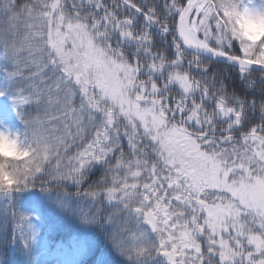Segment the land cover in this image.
I'll return each instance as SVG.
<instances>
[{
    "label": "snow or ice",
    "instance_id": "snow-or-ice-1",
    "mask_svg": "<svg viewBox=\"0 0 264 264\" xmlns=\"http://www.w3.org/2000/svg\"><path fill=\"white\" fill-rule=\"evenodd\" d=\"M3 15L0 190L24 207L0 203V248L31 258L70 218L49 193L71 183L150 225L168 264H264V3L4 0ZM61 94L71 140L51 127Z\"/></svg>",
    "mask_w": 264,
    "mask_h": 264
},
{
    "label": "trees",
    "instance_id": "trees-1",
    "mask_svg": "<svg viewBox=\"0 0 264 264\" xmlns=\"http://www.w3.org/2000/svg\"><path fill=\"white\" fill-rule=\"evenodd\" d=\"M262 1L264 2V0ZM67 2L69 11H71L72 0H67ZM137 2H141V0H137ZM3 5L4 0H0V23L4 22ZM13 15H15V13ZM217 67H221V65H217ZM249 83L251 85V81ZM229 87L230 89L235 88V92L239 96L245 94L244 88L242 86H237L234 82L230 83ZM62 98L63 95L61 94V99ZM79 101L80 99L77 96L75 104ZM57 117H59L58 120L56 119ZM66 119H68V116L65 115L63 107L58 105V110L52 114L51 127L53 126L55 129L63 128L61 122ZM54 123H56V125ZM126 148L125 142V149ZM102 171L103 170L99 168V166L89 171L87 179L83 183V188L86 189L90 184L98 181L102 175ZM32 191L38 192L39 189H32ZM76 192L77 186L69 183L66 190H53L49 193L53 198H58L57 202L64 204L67 208L66 210L70 211V218L58 222L54 230L46 229L44 231L42 241L44 249L48 254H54L63 250L73 239H83L84 237L80 234V231H83L87 234V238L90 239L91 246H89L85 257L78 264H94L95 262L93 261L102 251L107 250L110 246H113L119 241L127 243L123 251H126L128 248L129 250H127V254L125 252V256H122L123 258L117 261L130 264L135 260L139 264H155L152 262L154 259L156 263L162 264V261L157 255H151L146 252L144 255H141L140 258L135 259V255L131 254V244L129 245V240L135 232H145L149 236L156 234L153 230L149 231L147 228L143 230L141 228V220L138 216L130 213L119 202L93 200L81 198L76 195L69 196V193ZM13 195L14 193H7L0 190V203H4L6 200L11 202L14 199ZM77 205H79V208L73 216L72 211ZM81 210L86 213H96L97 219L92 221L84 219ZM0 264H27L25 250L21 249L19 245L15 246V251H13L11 247L0 248Z\"/></svg>",
    "mask_w": 264,
    "mask_h": 264
},
{
    "label": "rangeland",
    "instance_id": "rangeland-1",
    "mask_svg": "<svg viewBox=\"0 0 264 264\" xmlns=\"http://www.w3.org/2000/svg\"><path fill=\"white\" fill-rule=\"evenodd\" d=\"M261 3H264L260 0ZM259 6V3L257 4ZM80 105V101L75 104V107L78 108ZM60 107H63V98L59 103ZM68 119L62 120L63 128L56 129V135H64L66 130L71 133L68 136V139L71 140L73 136L76 135V124L73 121V117L71 114H68ZM67 121V122H66ZM56 125V123H54ZM55 129V127L52 126ZM91 131V129L89 130ZM78 142V141H77ZM14 200L21 206L24 207V194H14ZM144 221L141 220V228L145 230ZM139 231V230H138ZM80 234L83 239H73L65 247L63 250L56 252L54 254H48L43 246L42 235L40 237L39 243L32 249L31 258L29 257V253L25 250L27 257V264H78L84 257L86 252L91 246V241L87 238V234L83 231H80ZM158 234H154L152 236L147 235L145 232H135L129 240V245L131 244V254L135 255L136 258H140L144 253H149L153 255H158V251L156 250V244L158 243ZM127 246V243L123 241H119L115 243L113 246H110L107 250L102 251L97 258L93 261L94 264H125L122 261H117L122 256H125V252L127 254V250L123 251V249ZM141 249H145V251H140ZM106 251V252H105ZM155 264L156 261L153 259L152 261ZM130 264H139L135 260ZM152 264V263H151ZM162 264L163 261H162Z\"/></svg>",
    "mask_w": 264,
    "mask_h": 264
},
{
    "label": "water",
    "instance_id": "water-1",
    "mask_svg": "<svg viewBox=\"0 0 264 264\" xmlns=\"http://www.w3.org/2000/svg\"><path fill=\"white\" fill-rule=\"evenodd\" d=\"M143 224L145 225V227H147V229H148L149 231H152L150 225H148L146 222H144ZM157 256H158V258H159L161 261H163L164 264H168L167 258L164 257L162 254L158 253Z\"/></svg>",
    "mask_w": 264,
    "mask_h": 264
}]
</instances>
